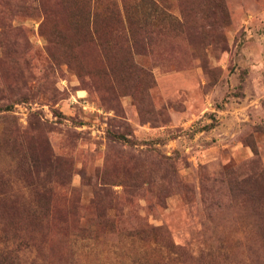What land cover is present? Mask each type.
<instances>
[{"label":"rangeland","instance_id":"1","mask_svg":"<svg viewBox=\"0 0 264 264\" xmlns=\"http://www.w3.org/2000/svg\"><path fill=\"white\" fill-rule=\"evenodd\" d=\"M262 172L264 0H0L2 264H264Z\"/></svg>","mask_w":264,"mask_h":264},{"label":"trees","instance_id":"2","mask_svg":"<svg viewBox=\"0 0 264 264\" xmlns=\"http://www.w3.org/2000/svg\"><path fill=\"white\" fill-rule=\"evenodd\" d=\"M260 175L262 177H264V172H262ZM28 185L32 186V185H34V183L30 182ZM39 185H41V189L39 191L35 192L34 194H32L33 195L32 198H33V201H35V207H36L33 213L43 211V213L45 215L52 214V216H58L61 219H64L65 216H64V213L62 212V210L57 209L53 204V202L56 198L55 187L53 185H48V184L45 185L42 183ZM75 191H76L75 189L70 188V189H66L63 193H61L62 194L61 200H63V201L69 200V202L72 203L71 209L73 211V214H77L79 207H80V196H78V193H76ZM30 210H33V209L30 208ZM23 211H25L26 213H29L27 208ZM39 215L40 214L38 213V216ZM38 216H36V217H38ZM18 217H19V221L16 220ZM21 217L24 218L25 217L24 214L23 213L18 214V212H16V216H13V219H11V221L14 222V220H15V221H17V223H20ZM78 230L79 231H85V228H81ZM0 255H2L1 257H6V256H3V252ZM3 261H4V258L2 260H0V264H2Z\"/></svg>","mask_w":264,"mask_h":264}]
</instances>
